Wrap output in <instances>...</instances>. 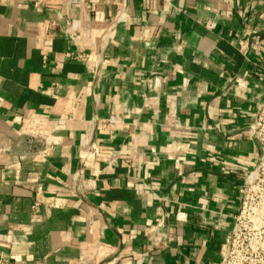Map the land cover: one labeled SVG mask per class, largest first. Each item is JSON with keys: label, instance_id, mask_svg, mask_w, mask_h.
Instances as JSON below:
<instances>
[{"label": "crops", "instance_id": "1", "mask_svg": "<svg viewBox=\"0 0 264 264\" xmlns=\"http://www.w3.org/2000/svg\"><path fill=\"white\" fill-rule=\"evenodd\" d=\"M263 100L264 0H0V258L219 264Z\"/></svg>", "mask_w": 264, "mask_h": 264}, {"label": "built area", "instance_id": "2", "mask_svg": "<svg viewBox=\"0 0 264 264\" xmlns=\"http://www.w3.org/2000/svg\"><path fill=\"white\" fill-rule=\"evenodd\" d=\"M247 134L260 144V155L258 163L253 169L247 170L243 174L242 199L240 207L232 216L233 225L229 235L226 238L225 249L219 264H244V253L239 248L241 232L243 229V220L246 217L248 207L253 203V190L255 182L258 179L260 170L264 168V100L258 105L252 122L248 125ZM37 203L34 202L33 209H36ZM0 264H9L0 258Z\"/></svg>", "mask_w": 264, "mask_h": 264}, {"label": "rangeland", "instance_id": "3", "mask_svg": "<svg viewBox=\"0 0 264 264\" xmlns=\"http://www.w3.org/2000/svg\"><path fill=\"white\" fill-rule=\"evenodd\" d=\"M253 190V203L243 220L239 248L244 264H264V168L259 171Z\"/></svg>", "mask_w": 264, "mask_h": 264}]
</instances>
